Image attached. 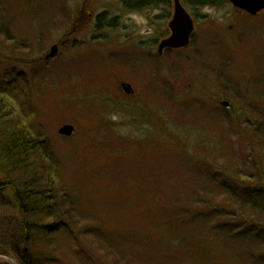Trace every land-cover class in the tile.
<instances>
[{
    "label": "rangeland",
    "instance_id": "obj_1",
    "mask_svg": "<svg viewBox=\"0 0 264 264\" xmlns=\"http://www.w3.org/2000/svg\"><path fill=\"white\" fill-rule=\"evenodd\" d=\"M131 1L0 0L2 106L50 143L71 219L48 264H264V12L181 0L191 43L161 55L173 0ZM18 219L0 204V239Z\"/></svg>",
    "mask_w": 264,
    "mask_h": 264
},
{
    "label": "trees",
    "instance_id": "obj_2",
    "mask_svg": "<svg viewBox=\"0 0 264 264\" xmlns=\"http://www.w3.org/2000/svg\"><path fill=\"white\" fill-rule=\"evenodd\" d=\"M89 1L81 11L90 10L92 5ZM133 1L127 5L131 9H142L155 2ZM214 1L185 0V3L205 7L212 5ZM104 16L105 14H101L98 17L99 22L105 19ZM5 99L9 100L0 86V204L17 211L19 219L10 233L0 239V255L11 257L17 264H48L53 256L49 250L55 239L71 227V219L67 217L69 212L63 210L65 195L58 182V164L49 142L34 137L19 117L15 119L16 122L9 120L12 116L5 113L2 106ZM250 179L240 175L239 183L250 187ZM250 203L252 208L257 207L255 202ZM206 205L208 210L214 212L233 209L225 203L212 205L207 202ZM232 222L235 220L227 223ZM251 225L252 222L243 223L242 227L253 229L256 226ZM236 234H241L240 230ZM257 234H264L263 224ZM213 240L221 241L219 238ZM39 242L45 243L46 249L39 248ZM0 264L10 263L0 260Z\"/></svg>",
    "mask_w": 264,
    "mask_h": 264
},
{
    "label": "water",
    "instance_id": "obj_3",
    "mask_svg": "<svg viewBox=\"0 0 264 264\" xmlns=\"http://www.w3.org/2000/svg\"><path fill=\"white\" fill-rule=\"evenodd\" d=\"M236 9L246 12L252 16H256L264 11V0H228ZM174 14L169 23L171 35L162 40L159 47V54H163L166 49H183L190 45L191 37L195 30V22L188 13L181 0H173ZM58 52V47L54 46L51 53L47 56L50 59ZM122 88L126 94H134L132 86L128 83H122ZM224 107H229L230 103L223 102ZM75 131L72 125H64L59 133L65 137H71Z\"/></svg>",
    "mask_w": 264,
    "mask_h": 264
}]
</instances>
